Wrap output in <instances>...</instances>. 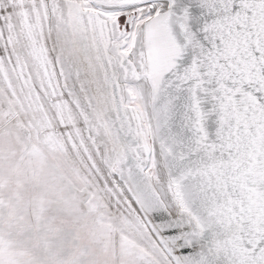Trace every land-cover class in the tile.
<instances>
[{
  "label": "snow or ice",
  "instance_id": "1",
  "mask_svg": "<svg viewBox=\"0 0 264 264\" xmlns=\"http://www.w3.org/2000/svg\"><path fill=\"white\" fill-rule=\"evenodd\" d=\"M0 264H264V0H0Z\"/></svg>",
  "mask_w": 264,
  "mask_h": 264
}]
</instances>
